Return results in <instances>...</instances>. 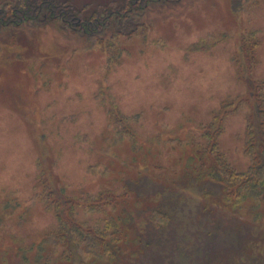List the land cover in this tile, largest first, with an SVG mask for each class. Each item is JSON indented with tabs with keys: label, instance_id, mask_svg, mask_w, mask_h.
I'll return each instance as SVG.
<instances>
[{
	"label": "rangeland",
	"instance_id": "rangeland-1",
	"mask_svg": "<svg viewBox=\"0 0 264 264\" xmlns=\"http://www.w3.org/2000/svg\"><path fill=\"white\" fill-rule=\"evenodd\" d=\"M0 19V264L42 244L52 263L76 256L45 242L59 225L40 198L49 185L63 202L120 199L75 214L91 230L126 220L99 264H264V206L257 220L233 211L207 173L184 171L218 118L221 154L250 166L264 0H0Z\"/></svg>",
	"mask_w": 264,
	"mask_h": 264
},
{
	"label": "trees",
	"instance_id": "trees-1",
	"mask_svg": "<svg viewBox=\"0 0 264 264\" xmlns=\"http://www.w3.org/2000/svg\"><path fill=\"white\" fill-rule=\"evenodd\" d=\"M35 9L37 11L45 9L47 13H50L51 19L59 16L57 15V11L59 10L53 4L44 3L41 6H35ZM61 20L65 24L77 23V26L82 28V30L88 31L91 27L90 22L80 19L71 13L62 12ZM0 23V26L11 25V23L2 21L1 19ZM246 83L249 88V95L255 100L253 104L254 117L248 126V138L246 141V153L250 160L248 170L238 173L228 159L221 154L218 138L222 128V121L218 118L202 128L200 137L204 142H198L196 148L195 146L193 147L191 154L187 158L184 171L189 177L194 176L196 179L201 178L207 173L211 181L217 183L222 188L225 204H228L233 211H245L246 215H253L254 219L257 220L260 217L259 208L264 206V93L262 91L264 90V82L250 77ZM242 101L244 99L237 101L236 104L239 105ZM41 179L43 178L41 177ZM49 186L41 191L40 198H42L48 210L55 212L59 225L55 230L45 235V242L46 244L53 242L55 245H59L55 242L62 241L63 247L68 250L70 249L76 256L69 258L65 263L63 260L65 253H61L60 260L52 263V256L49 257L48 255L46 258L43 255L44 244H42L39 245L32 258L30 257L29 259L26 253L23 254L22 263L99 264L114 259L120 249L119 245H121L123 235L121 226L126 220L119 219V223L117 224L112 222L115 219L109 221L103 227L91 230L86 229V224L76 219L75 214H77L79 208L82 210L84 208L83 211L90 213L96 208L97 204L102 207L110 205V207L116 209L120 199H111V202L108 204L103 203V200L100 199L95 203H84V205L71 201L63 202L62 197H60L61 193L59 194L52 189L51 185ZM153 216L169 219V216L159 209L154 210ZM111 224L113 225L109 226ZM34 246H31L29 251L34 250Z\"/></svg>",
	"mask_w": 264,
	"mask_h": 264
}]
</instances>
